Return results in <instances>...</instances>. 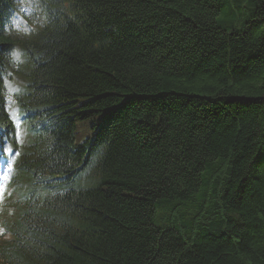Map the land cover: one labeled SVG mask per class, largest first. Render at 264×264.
I'll list each match as a JSON object with an SVG mask.
<instances>
[{
    "label": "trees",
    "instance_id": "trees-1",
    "mask_svg": "<svg viewBox=\"0 0 264 264\" xmlns=\"http://www.w3.org/2000/svg\"><path fill=\"white\" fill-rule=\"evenodd\" d=\"M15 2L0 140L19 200L0 264H264V0H48L26 41Z\"/></svg>",
    "mask_w": 264,
    "mask_h": 264
},
{
    "label": "rangeland",
    "instance_id": "rangeland-1",
    "mask_svg": "<svg viewBox=\"0 0 264 264\" xmlns=\"http://www.w3.org/2000/svg\"><path fill=\"white\" fill-rule=\"evenodd\" d=\"M43 0H20V8L12 19L11 26L18 37H24L30 32H35L44 22ZM24 62L20 51L15 48L11 58L10 68L5 78V98L8 103L9 112L16 125L19 143L25 137V130L19 121L15 106V94L23 84L24 79L18 70L22 69ZM0 153L6 157L8 164L11 162L14 152L7 148ZM1 233V232H0Z\"/></svg>",
    "mask_w": 264,
    "mask_h": 264
},
{
    "label": "bare ground",
    "instance_id": "bare-ground-1",
    "mask_svg": "<svg viewBox=\"0 0 264 264\" xmlns=\"http://www.w3.org/2000/svg\"><path fill=\"white\" fill-rule=\"evenodd\" d=\"M3 158H4V159H6V157H5V156H3ZM6 169H8V168H6Z\"/></svg>",
    "mask_w": 264,
    "mask_h": 264
}]
</instances>
